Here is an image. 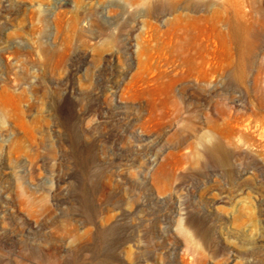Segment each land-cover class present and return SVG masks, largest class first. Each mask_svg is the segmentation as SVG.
Returning a JSON list of instances; mask_svg holds the SVG:
<instances>
[{"label": "rangeland", "instance_id": "rangeland-1", "mask_svg": "<svg viewBox=\"0 0 264 264\" xmlns=\"http://www.w3.org/2000/svg\"><path fill=\"white\" fill-rule=\"evenodd\" d=\"M237 1L245 63L206 27L189 74L167 32L223 0H0V264H264V0Z\"/></svg>", "mask_w": 264, "mask_h": 264}, {"label": "bare ground", "instance_id": "bare-ground-1", "mask_svg": "<svg viewBox=\"0 0 264 264\" xmlns=\"http://www.w3.org/2000/svg\"><path fill=\"white\" fill-rule=\"evenodd\" d=\"M217 15L215 19L192 17L189 19L190 24L185 27L178 25L177 22L167 32L170 42H173L172 51L176 58L188 67L189 74L194 72L196 66H202L210 58L215 57L213 50L208 47L202 48L199 44V41H205L210 37L205 30L206 27L219 41L222 48L220 57L228 65L241 68L247 59L251 28L245 22L240 3L237 0H223V6ZM218 23H222L223 31L216 27ZM170 88L169 84L164 90L167 91ZM225 116L222 112L224 122H226ZM209 125L213 130L218 128L214 120L210 121ZM224 135L215 141L211 151L212 156L220 153L225 139Z\"/></svg>", "mask_w": 264, "mask_h": 264}]
</instances>
